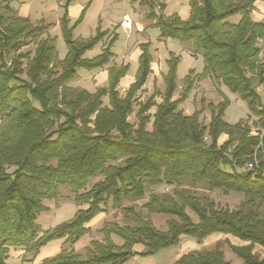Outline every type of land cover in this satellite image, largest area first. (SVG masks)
<instances>
[{
  "label": "trees",
  "instance_id": "obj_1",
  "mask_svg": "<svg viewBox=\"0 0 264 264\" xmlns=\"http://www.w3.org/2000/svg\"><path fill=\"white\" fill-rule=\"evenodd\" d=\"M257 0H189V17L164 15L165 4L140 0L147 19L160 30V37L190 45L200 53L203 74L219 86L245 100L249 115L257 118V133L239 121L229 124L224 110L229 99L208 105L210 120L205 125L200 111L184 114L178 108L182 95L173 99L179 57L171 55L164 75L163 100L152 95L139 105L131 123L136 94L152 73L149 43L139 45L138 69L125 96L119 93L127 65L108 69L107 85L92 94L67 82L79 68H102L110 61L115 37L92 59L85 52L104 37L105 31L82 41L73 38L66 13L62 27L67 55L57 57L55 39L44 38V25H33L6 0H0V264H6L9 249L21 248L34 256L54 240H63L61 250L39 264H122L136 254L151 255L176 246L182 236L203 241L214 235H230L243 244H229L243 264H264L254 252L264 248V222L259 207L264 204V21L252 12ZM239 15L238 22L230 21ZM33 44V53L20 49ZM24 75V77H23ZM187 74L183 79L188 80ZM198 78V77H197ZM103 96L109 103L104 105ZM156 108L150 115L149 111ZM227 139L218 144V138ZM258 160V168L238 170ZM191 185L204 182L208 190L243 195L235 209L221 208L208 195H196ZM157 186H172V193L155 192ZM70 190L78 208L67 221L43 230L37 222L49 211L45 200ZM148 214L169 216L167 229H158L143 216L135 202ZM128 204L124 205L123 202ZM112 209H123L125 224L103 227L105 241H92L87 257L73 245L91 232V220ZM187 209L196 217L194 221ZM112 234L122 240L117 245ZM137 244L144 250L137 253ZM174 264H229L219 246L192 251Z\"/></svg>",
  "mask_w": 264,
  "mask_h": 264
},
{
  "label": "rangeland",
  "instance_id": "obj_2",
  "mask_svg": "<svg viewBox=\"0 0 264 264\" xmlns=\"http://www.w3.org/2000/svg\"><path fill=\"white\" fill-rule=\"evenodd\" d=\"M24 1V3H21ZM56 0H17L12 4V8L19 10L20 13L26 12L30 15V21H33L36 25H44L45 32L44 38L52 37L55 39V47L57 57L59 60H63L67 55V44L63 34L62 18L64 16V9L60 6L54 7ZM67 1V0H65ZM78 3L85 6L90 0H76ZM162 3H166L168 8L164 10V15L170 17L172 13H177L179 16H186L189 9V0H159ZM256 7L259 9V13L264 15V0H258ZM187 12V13H186ZM128 14L132 20V27L126 29L121 25V20L125 14ZM80 16V15H79ZM85 16V17H84ZM82 17V20L76 24L73 28V38L80 39L82 41H88L97 35V31L108 30V38L105 35L100 39L93 47V49L87 51L83 58L92 59L96 55L102 53L103 49L108 45L109 41L115 37L110 50L112 56L108 64L102 68H79L77 70V76L67 82V85L73 86L76 89H83L92 94L96 93L101 87L107 85L108 81V69L112 65H127L128 70L125 75L120 79L118 90L122 96L129 86L134 82L137 69L138 59L132 56L134 53H128L133 50V47H139V43H149L150 52L152 55V73L149 74L147 81L143 88H141L136 94V103L134 112L129 116L131 123L136 122L135 113L141 103L144 104L152 95L153 100L156 103H160L163 100L166 84L164 75L167 73L168 66L167 60L171 55L179 57V63L177 66V77L175 92L173 99L179 98L188 84H190V90L186 97L178 103V108L184 114H193L195 111H200V119L207 125L210 120V111L208 105H217L222 102L224 94L228 99V105L224 110V119L229 124H236L239 121H243L251 128V133H257V118L249 115L247 103L241 99L237 94L231 93L223 84L217 86L213 80L203 74L204 62L200 55H194V51L191 50L187 43H181L172 39L159 40L160 30L152 25L150 20L147 19V8L144 7L140 0H102V3L94 0L93 6L87 10L86 15ZM68 20V27H72L77 21L78 17H72V20L66 16ZM240 16L233 15L230 18L232 22H238ZM142 27H138V25ZM112 36V37H111ZM107 41V42H106ZM35 46L31 43L24 45L20 51L22 53H33ZM188 80L183 78L187 75ZM24 77V75H23ZM198 77V78H197ZM260 93V99L264 105V92L262 88H258ZM108 96H103L102 101L104 105H108ZM156 108H152L149 114L152 115ZM224 139H227V135H224ZM222 144L221 137L218 138ZM238 170H247V165ZM183 186L188 187L190 191L196 195H208L212 198L218 207L235 209L243 200V195L240 193H224L221 190L210 191L205 186L204 182L191 185L190 181L184 180ZM172 186H157L152 188L155 192L172 193ZM146 199L135 202L138 210L141 214L153 222V224L160 230L165 231L167 229V221L169 216L161 214H148L145 209H142L141 205ZM44 204L49 207V211L42 212L37 222L41 225L43 230L54 227L57 224L69 220L80 208H85V204H77L74 200V194L70 190H62L58 198L54 200H45ZM124 205L128 202L124 201ZM188 214L194 221H197L196 215L187 209ZM260 217L264 222V204L259 207ZM104 217V218H103ZM126 218L123 209H112L109 205L108 209L104 213H100L94 217L89 225L95 226L91 229V232L83 235L74 245L73 248L76 253L82 257H87L90 250H93L92 241L96 240L104 243L105 238L101 228L112 227L113 223L124 225ZM112 240L121 245L122 240L112 234ZM190 239V240H187ZM182 244L176 246H170L163 248L151 255L136 254L127 258L122 264H174L175 253L179 248L185 247V251L192 249H213L215 246H219L221 251L224 252L226 261L230 264H243V259L238 257L230 249L229 244H243L244 242L235 239L230 235L214 234L208 238H205L202 242L198 243L195 239L187 236L181 237ZM60 240H54L42 247L39 252L34 256L31 253L26 255H14L11 253L6 260V264H39L46 257L52 256L59 251L58 243ZM13 248V247H11ZM14 249H12L13 251ZM134 251L144 250V246L137 244L133 247ZM10 251V249H9ZM254 252L261 258H264V248L259 244L254 246ZM173 256V258H172Z\"/></svg>",
  "mask_w": 264,
  "mask_h": 264
},
{
  "label": "crops",
  "instance_id": "obj_3",
  "mask_svg": "<svg viewBox=\"0 0 264 264\" xmlns=\"http://www.w3.org/2000/svg\"><path fill=\"white\" fill-rule=\"evenodd\" d=\"M7 1V3L12 7V4L15 2V1H17V0H6ZM97 1V0H96ZM99 2H100V4L102 3V0H98ZM157 1H159V0H157ZM258 1V0H257ZM257 1L255 2V8H254V10H253V12H252V18H253V20H255V21H264V15L263 14H260L259 13V9L256 7V3H257ZM160 2V1H159ZM21 3H24V1H21ZM93 4H94V0H90V2L85 6L84 4H82V2L81 3H78V1H76V0H67V1H65V0H56L55 1V5H54V7L56 8L57 6H60V7H62L63 9H64V12L66 13V16H68L69 17V19L70 20H72V17H80L79 15H81L82 13H83V16L84 15H86V13H87V10L88 9H90L92 6H93ZM165 4V10L168 8V6H167V4L166 3H164ZM13 9V8H12ZM16 9V8H15ZM15 9H13V10H15ZM20 16H22V17H26V18H28L29 19V21L31 20L30 19V15L29 14H27L26 12H22V13H20L19 12V10H15ZM187 12H188V14L186 15V16H184V17H182V16H179L177 13H172L170 16H172V15H174V14H177L180 18H182V19H187L188 17H189V12H190V8L187 10ZM186 12V13H187ZM85 17V16H84ZM167 17V16H166ZM30 23L31 24H33V25H36L33 21H30ZM152 22H150L149 23V25L151 24ZM138 27H142V25H138ZM103 31H105L106 32V34L105 35H107V38L109 37L108 35V30L107 29H105V30H103ZM104 35V36H105ZM44 36V35H43ZM112 37V36H111ZM159 40H165L164 38H161L160 37V35H159ZM107 42V41H106ZM141 43H143V42H140L138 45H140ZM191 50H193L192 49V47L190 46V45H187ZM86 53V52H85ZM128 53H134L132 56H135L136 55V58L138 59V57H139V55H140V53H141V50H140V47H138V49H137V47L136 46H134L133 47V50L132 51H129ZM194 55H200L201 56V54L200 53H194ZM152 68V67H151ZM153 70V69H152ZM224 135L225 134H222L220 137H221V140H222V143L226 140V139H224ZM219 144H221L220 142H219ZM104 218V217H103ZM91 226V229H93V228H95V226H92V225H90ZM225 236H227V235H225ZM112 237V236H111ZM210 237V236H209ZM190 238V237H189ZM208 238V237H207ZM235 238V237H234ZM192 239H194V238H192ZM235 239H237V240H240V239H238V238H235ZM187 240H190V239H188L187 238ZM196 240V239H195ZM241 241V240H240ZM62 242H63V240H60L59 241V245H58V248H59V251L61 250V246H62ZM196 242H198V243H200V242H202V241H197L196 240ZM180 244H182V240L179 242V244L178 245H180ZM231 244H234V245H240V244H235V243H231ZM12 249H14L13 251H12ZM185 247H183L182 249L181 248H179L178 250H177V252L175 253V256H174V259H175V261L176 260H178L179 258H180V256H182L183 254H186V253H188V252H192V251H203V250H209V249H207V248H201V249H192V250H189V251H185ZM58 250H57V252L56 253H58L59 252ZM137 253H139V252H141L140 250H137L136 251ZM11 253H15L14 255H26L27 253L25 252V250H23V249H21V248H10V251H9V253H8V257H9V255L11 254ZM55 253V254H56ZM234 253V252H233ZM55 254H53V255H55ZM52 255V256H53ZM223 255H224V252H223ZM135 256V255H134ZM172 258H173V256H172ZM224 260H225V257H224ZM226 261V260H225ZM226 262H228L229 264H230V262L229 261H226ZM175 263V262H174ZM32 264H34V262L32 263Z\"/></svg>",
  "mask_w": 264,
  "mask_h": 264
},
{
  "label": "built area",
  "instance_id": "obj_4",
  "mask_svg": "<svg viewBox=\"0 0 264 264\" xmlns=\"http://www.w3.org/2000/svg\"><path fill=\"white\" fill-rule=\"evenodd\" d=\"M121 25L126 29H130L132 27V20L127 13L124 15L123 19L121 20ZM258 166H259L258 160L254 156L253 161L247 163V170H252V169L258 168ZM262 173H264V172H262Z\"/></svg>",
  "mask_w": 264,
  "mask_h": 264
}]
</instances>
